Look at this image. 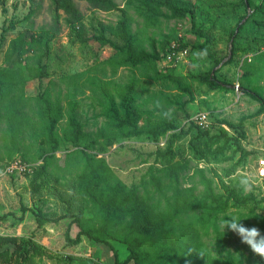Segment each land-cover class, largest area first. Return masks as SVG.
<instances>
[{"label": "rangeland", "instance_id": "rangeland-1", "mask_svg": "<svg viewBox=\"0 0 264 264\" xmlns=\"http://www.w3.org/2000/svg\"><path fill=\"white\" fill-rule=\"evenodd\" d=\"M114 1L125 8L126 0ZM188 1L192 13L185 19L161 20L153 25L138 16L134 9H128L133 32L138 34L145 49L151 52L156 48L162 56L160 61L133 67L122 65L123 56L116 54L110 45L94 40L80 42L76 29L67 25L66 16L56 10L53 0H0V71L21 77L26 93L24 132L16 143H11L7 134L6 118L0 126V215L5 216L0 219V237L16 238L14 244L0 245V254H4L0 264H115L114 253L104 244L87 238L78 246H69L66 242V232L73 221L71 216L93 223L100 219L92 206L81 198L78 189L83 161L77 151L83 147L75 149L63 144L54 153L48 173L32 182V171L42 165L40 156L50 154L36 137L40 128V105L36 97L43 92H47L52 101H60L65 109L70 100H76L78 120L91 136L86 144L97 145L89 153L104 158L116 177L128 187L142 181L149 185L151 168H155L160 169L161 172L156 173L166 188L192 189L195 195L202 197L205 178L217 194H253L264 201V180L257 176L258 161L264 159V113L258 115L260 103L240 89L244 87L264 97V0H247L249 6L244 0ZM75 2L84 15L87 38L99 37L101 23L114 25L122 16L119 11L92 10L85 2ZM31 11L35 14L27 19ZM12 21L17 23L16 29L4 32ZM40 32L44 40L33 42ZM19 36L26 40V53L8 59L11 42ZM106 37L122 45L113 35L106 33ZM199 47L206 50L201 51ZM208 72L230 83L231 88L213 90L194 78ZM156 73L181 77L191 86L194 100L169 84L155 81ZM92 81L104 85L118 102L124 88L136 82L138 102L144 111L141 125L159 117V108H166L179 115L177 129L158 142L143 136L119 138L114 145L107 146L104 137L112 133L104 117L103 98ZM179 101L186 103V112L179 110L176 104ZM8 104L7 99L4 106ZM204 116L206 122L202 121ZM243 118H246L245 140L222 124L225 121L237 125ZM67 123L64 113L60 130L67 127ZM221 127L230 139L212 141L211 136L220 137ZM199 131H208L210 137L199 138ZM181 132V139L173 146L175 156H163L171 137ZM16 146L21 152H15ZM103 148L105 150H101ZM241 152L248 155L238 163ZM21 155L29 160L32 171L28 174L6 172L13 161H21ZM170 166L178 170V178L165 171ZM147 191L155 194L152 185ZM140 194L147 193L141 191ZM170 195L172 190L167 189V196ZM151 202L165 208L162 197L156 195ZM253 207L229 209L220 215L217 223L198 227L200 240L210 253L207 264H225L228 252L241 258L242 264H264V257L254 253L235 233L224 230L221 224L225 216L236 215L245 218L243 223L249 226L253 222L250 217ZM39 213L50 219L65 218L39 227ZM257 213L264 216V202L263 209ZM193 218L195 216L189 214L178 220V237L181 227ZM81 229L79 224H71V237L75 238ZM119 249L118 256L123 260L121 252L128 253L127 248Z\"/></svg>", "mask_w": 264, "mask_h": 264}, {"label": "trees", "instance_id": "trees-1", "mask_svg": "<svg viewBox=\"0 0 264 264\" xmlns=\"http://www.w3.org/2000/svg\"><path fill=\"white\" fill-rule=\"evenodd\" d=\"M53 1L56 10L61 11L66 16L67 25L76 29L77 38L80 42L87 43L94 40L102 45H110L115 49L116 54L123 56L122 65L133 67L160 61L162 56L156 48L151 52L147 51L138 34L133 32L132 21L128 14L129 8L134 9L136 14L144 18L150 25L159 23L161 20H183L192 13L191 4L188 0H126L125 8H120L114 0H79L85 2L92 10L119 11L122 14L114 25L101 23V35L99 37L87 38L84 35V15L75 0ZM244 2L249 6L247 0ZM34 14L35 12L31 11L27 19H31ZM16 27L17 23L12 21L4 32L14 31ZM106 33L120 39L122 45L108 39ZM235 35L236 33H234L233 38ZM43 38L44 36L40 32L32 41L39 43L44 40ZM25 45L26 40L22 36L14 39L11 42L7 58L10 59L15 54L20 57L23 56L26 53ZM197 49L206 50L205 47ZM234 52V47H232V53ZM194 78L207 84L213 90H229L232 86L226 81L218 80L212 72ZM153 79L173 86L180 93L188 95L191 100H194L191 86L185 83L181 77L156 73ZM92 85L103 98L104 117L108 120L110 133H112V135L104 137L107 146L114 145L119 138L132 139L143 136H149L158 142L169 132L177 129L179 115L176 111L170 112L166 108H159V117L143 126L141 125L144 111L138 102L139 95L136 82H131L124 88L118 96L119 102L104 85L96 81H92ZM240 89L260 103L261 108L257 114H263L264 97L244 87H240ZM7 99L9 104L4 106ZM36 99L40 105L38 112L40 128L36 137L40 140L41 146L50 151V154L43 153L40 156L42 165L32 171V182L39 180L48 173L49 164L55 158L54 153L63 144L75 149L83 147V150L77 151L83 161V168L78 174V189L81 198L92 206L100 218L97 223H93L78 216H71L73 219L71 224H79L82 229L75 238H72L70 235L71 224L69 225L66 232V242L69 246L80 245L83 238L104 244L114 253L115 264H207L206 260L210 257V253L200 240L198 227L204 228L212 223H217L220 215L226 214L229 209L240 210L249 205H254L250 210V217L253 222L249 226L259 228L261 234L264 235V216L257 213V210L263 209V200L259 201L253 194L245 196L234 192L229 195L217 194L205 178H203L206 185L205 193L199 197L193 193L192 189L182 190L178 187L166 188L162 186L161 179L156 173L157 171L161 172L160 169L151 168L149 185L155 188V194L158 197L164 198L165 208L152 203V197H156V195H150L147 191L148 182L142 181L140 184L128 187L116 177L104 158H98V155L89 153V150L94 149L97 145L86 144L91 136L85 132L84 125L78 120L75 99L69 101L67 109L61 105L60 101H52L47 92L39 94ZM25 100V81L21 77L10 76L0 71V126L3 119L6 118L7 134L13 144L24 132L22 126L24 125L23 108L25 107ZM176 104L179 105V110L186 112V103L179 101ZM64 113L67 114L68 123L67 127L60 130L59 124ZM245 119H241L237 125L225 121L222 124L234 130L241 140H245ZM220 130V137H210L208 131H199L198 136L199 138L202 136L210 137L212 141L217 143L222 139L229 140L226 130L223 127ZM182 135L183 132L175 133L171 137L163 156H175L173 146L177 140L181 139ZM14 148L15 152H21L20 147ZM101 150H105V148ZM197 152L199 153L198 150ZM247 155V152H241L238 163ZM9 158L11 159V156ZM21 161L24 164H29L26 156L21 155ZM165 171L170 173L172 177L178 178V170L175 167L170 166ZM167 189L172 190V195L167 196ZM141 191L147 194L142 196ZM189 214L195 218L181 227V236L178 237L176 234L178 220L183 215ZM3 218L5 216L0 215V219ZM64 218L50 219L39 213L37 223L39 227H43L50 222L58 223ZM15 242L16 238L0 237V245L14 244ZM111 242L124 245L127 248L128 256L126 259L120 260L118 251ZM1 256L4 254L1 253ZM225 264H242V259H237L228 252Z\"/></svg>", "mask_w": 264, "mask_h": 264}, {"label": "clouds", "instance_id": "clouds-1", "mask_svg": "<svg viewBox=\"0 0 264 264\" xmlns=\"http://www.w3.org/2000/svg\"><path fill=\"white\" fill-rule=\"evenodd\" d=\"M245 218H239L236 215H227L221 221L223 229L235 233L242 243L248 245L257 255L264 257V235L261 230L255 226H246L243 221Z\"/></svg>", "mask_w": 264, "mask_h": 264}, {"label": "built area", "instance_id": "built-area-1", "mask_svg": "<svg viewBox=\"0 0 264 264\" xmlns=\"http://www.w3.org/2000/svg\"><path fill=\"white\" fill-rule=\"evenodd\" d=\"M203 122H206V117L204 116L202 119ZM258 173L257 176L261 179L264 180V159H260L258 161ZM32 169L30 166H28V164H24L22 163V161L19 160H15L13 161L7 168H6V172L8 173H28L31 172Z\"/></svg>", "mask_w": 264, "mask_h": 264}, {"label": "crops", "instance_id": "crops-1", "mask_svg": "<svg viewBox=\"0 0 264 264\" xmlns=\"http://www.w3.org/2000/svg\"><path fill=\"white\" fill-rule=\"evenodd\" d=\"M113 246L115 247L116 250L119 249V247H117V246H120V249H119L120 251H122V248H123V250L126 249L124 246H122L121 244H118V243H115V245H113ZM121 246H122V247H121ZM119 253H120V252H119ZM119 255H120V254H119ZM121 255H122L121 258H123V260H124V259L127 258L128 253L125 252V253L122 254V252H121ZM120 260H121V259H120ZM121 261H122V260H121ZM131 264H133V263H131Z\"/></svg>", "mask_w": 264, "mask_h": 264}]
</instances>
